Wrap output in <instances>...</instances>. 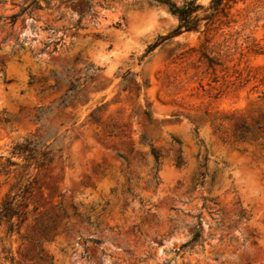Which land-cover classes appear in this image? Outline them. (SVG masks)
<instances>
[{
	"label": "rangeland",
	"instance_id": "rangeland-1",
	"mask_svg": "<svg viewBox=\"0 0 264 264\" xmlns=\"http://www.w3.org/2000/svg\"><path fill=\"white\" fill-rule=\"evenodd\" d=\"M196 1L192 17L208 12ZM223 13L173 33L155 0H0V152L49 131L58 148L26 220L0 225V264H264V0ZM87 68L80 98L37 131L36 109L67 88L38 91L51 71ZM12 181L0 174V202ZM197 215L203 250L180 255Z\"/></svg>",
	"mask_w": 264,
	"mask_h": 264
},
{
	"label": "trees",
	"instance_id": "trees-1",
	"mask_svg": "<svg viewBox=\"0 0 264 264\" xmlns=\"http://www.w3.org/2000/svg\"><path fill=\"white\" fill-rule=\"evenodd\" d=\"M155 1L161 4H165L172 13L178 16L179 25L173 31V33H177L182 30H190L196 28L199 19H205V25H207L212 23L213 19L219 14L226 15V13H223L224 9L232 0H209L207 7L204 8L205 10H208V12L199 17L191 16L193 12L203 8V5L198 3L196 0H187L180 6L175 5L170 0ZM23 10L24 9H21L18 13H15L8 17L11 24L14 23L15 18L20 15ZM168 36L169 35L160 37V41L167 38ZM155 45L156 43L150 45L148 50H150ZM88 69L89 68L86 69L85 74L82 76L69 75L68 77H66L65 75H61L54 70L51 71L50 75L53 79V83L47 86H44L42 84L38 91L40 93H45L49 89L57 88L59 80L65 81L67 83V88L56 100V104L54 106L50 104L46 107H39L36 109V114L32 118V121L37 124V131H39L41 126L43 125L42 119L46 117L48 113H50L53 109L64 107L67 104L73 103L75 100H78L80 98L79 85L83 84L87 79L91 78L93 71L95 70L92 69V71L89 72ZM68 72L69 70L66 69V74H68ZM80 78H82V80H80ZM98 109L99 107L91 112V117L95 120L98 119L95 116V113ZM3 121L6 123L10 121V117L8 114H5V116L3 117ZM258 127H261V125L258 124ZM248 130L249 128L247 126H245L244 124H240L239 129L236 133V137L238 139H245ZM53 134V132L49 131L44 136V138L40 136L23 137L22 139L15 141L9 145V147L7 148L8 154L0 152V174H4L5 176H9L11 173L13 174V181L0 202V225H5L8 232L14 231L18 225L26 220L28 216L27 208L37 184L35 172L51 163L58 151L57 145L54 143ZM173 139L178 143L180 142L178 138L174 137ZM151 152L154 155V166L157 167L159 165L160 154L155 148H151ZM174 163L176 166H180L181 164H183L180 148H178L174 156ZM201 165H204V161L201 163ZM206 200H208L210 204H217L213 198H209ZM206 207L208 209H213L214 211H216V209H214L211 205H208ZM85 219L89 224H94L87 218ZM202 229V222L199 215H197L196 221L190 228L189 238L179 247V250H183L180 255H182L185 250H191L195 245H198L199 248L203 250ZM90 240L94 241L95 243H100V241L96 239ZM176 252L178 253V251ZM10 259L12 260V258ZM167 263L168 262H164L161 264Z\"/></svg>",
	"mask_w": 264,
	"mask_h": 264
},
{
	"label": "bare ground",
	"instance_id": "bare-ground-1",
	"mask_svg": "<svg viewBox=\"0 0 264 264\" xmlns=\"http://www.w3.org/2000/svg\"><path fill=\"white\" fill-rule=\"evenodd\" d=\"M151 23V18H147L143 20L137 27L140 29H146Z\"/></svg>",
	"mask_w": 264,
	"mask_h": 264
}]
</instances>
